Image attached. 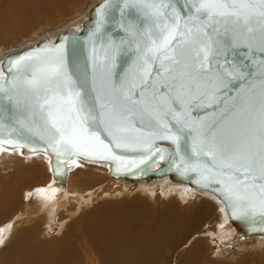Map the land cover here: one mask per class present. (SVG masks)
<instances>
[{
  "label": "snow or ice",
  "instance_id": "6c2138e0",
  "mask_svg": "<svg viewBox=\"0 0 264 264\" xmlns=\"http://www.w3.org/2000/svg\"><path fill=\"white\" fill-rule=\"evenodd\" d=\"M170 2L160 0V4H156L152 0L149 6L153 7L154 15L166 16L165 9ZM191 5L192 15L184 20V30L180 31V15L173 13L172 23L164 25L167 35L160 44L153 40L148 49L153 58L161 60L163 70H158L156 76L163 77L168 73L159 86L155 78H148L152 74L146 72L138 91L133 87L125 93L123 86L119 89L113 86L107 96L102 90L98 91L97 100L103 109L101 117L106 118L102 120L104 130L117 148H142L145 155L141 157V163L152 160L157 153L158 159L163 160L164 150L154 149L156 139H169L175 143L176 137L160 136L156 127L169 128L166 118L171 116L182 127L188 128L193 137L192 153L196 160L186 166L185 171L196 172L198 182L205 185L212 182L222 185L234 218L257 214L264 218V78L259 81L258 92L254 82L248 79L236 97L226 96L225 90L230 83L228 77L242 79L245 74L238 68H231L226 69L225 76L219 68L213 70L207 63L209 47L214 49L217 43L213 33H218L221 27L225 32L241 27L242 32L252 33L256 30L253 27L255 18L260 26V40L264 43V0H191ZM106 7L107 4L101 5L99 11L103 13ZM177 34L182 39L176 40ZM189 41L199 45V51L204 53L202 60L198 54L192 63L186 61L183 46ZM63 49L61 44L19 56L9 63L7 69L11 73L15 66L17 74L7 81H0V92L8 95L9 99L12 97L8 85L14 87L20 73H31V79L24 83L37 97L41 92L52 93L51 96L44 95V103L40 107L60 134L56 143L51 145L58 155L68 152L67 145L78 149L85 139L83 123L95 119L67 74ZM165 60L170 63L164 64ZM261 66L264 67V62ZM160 88L165 91L161 92ZM117 91L124 94L117 96ZM175 106H180L181 111H177ZM188 106L210 107L212 111L206 118L197 119L190 115ZM146 117L150 118L148 126L154 130L143 133L137 128L140 136H128L132 130L130 122L139 120L144 124ZM5 142L14 143L10 138L0 140V143ZM96 143L105 146L98 137Z\"/></svg>",
  "mask_w": 264,
  "mask_h": 264
},
{
  "label": "bare ground",
  "instance_id": "6f19581e",
  "mask_svg": "<svg viewBox=\"0 0 264 264\" xmlns=\"http://www.w3.org/2000/svg\"><path fill=\"white\" fill-rule=\"evenodd\" d=\"M30 1L40 11L30 21L25 20L29 6L25 10L20 9L22 4L18 9L14 6V12L8 6L10 15L0 12V40L14 39L40 21L57 25L56 16L78 0ZM47 3L50 8H44ZM90 9L83 19L51 37L1 55L0 75L6 55L41 40L53 41L66 31L77 33ZM49 161L46 154L22 155L18 149L0 146V264H161L164 258L165 264H209L210 249L222 252L225 244L236 242L251 243L240 248L242 254L264 251V236H239L223 203L207 192L168 176L147 182L112 179L108 163L81 159H71L65 179L56 181ZM3 175L10 178L5 180ZM132 193L136 197L118 200ZM157 199L166 203L165 210L152 218L148 206L156 205ZM66 212L68 218H63ZM77 213L75 231L71 219Z\"/></svg>",
  "mask_w": 264,
  "mask_h": 264
},
{
  "label": "water",
  "instance_id": "95a60500",
  "mask_svg": "<svg viewBox=\"0 0 264 264\" xmlns=\"http://www.w3.org/2000/svg\"><path fill=\"white\" fill-rule=\"evenodd\" d=\"M151 3L152 0H145L143 3L141 0H102L90 9L87 19L83 21L77 33L66 31L58 34L53 41L41 40L33 47L6 55L1 62L0 81H7L12 75L17 74L15 66L11 73L7 69L9 63L19 56L29 51L47 47L55 48L62 44L67 74L75 89L80 91L84 104L95 119L83 123L85 139L78 149L67 145L68 152L58 155L51 145L56 143L60 134L52 127L47 120V113L40 107L44 103V95L51 96L52 93L41 92L40 97H37L24 83L26 79H31V73H20L17 84L14 87L8 85L11 89V99L0 92V125H2L0 140L10 138L14 141L11 145L6 142L0 143V146L18 149L22 155L35 153L49 155L52 176L56 181L65 179L71 159L108 163L109 176L126 182H147L154 178L168 176L171 181L187 184L194 190L207 192L221 201L228 219L239 236H264V231L261 230L264 229V218L259 214L234 218L230 214L229 202L225 198L222 185L214 182L205 185L198 182L199 177L196 172L185 171V167L196 160L192 153L193 137L189 134V129L182 127L176 119L171 116L166 118L169 123L167 129L156 127L160 136H174L176 142L169 139H156L154 149L164 150V159L159 160V153H157L146 163L140 162L141 157L145 155L142 148L135 150L117 148L111 143L109 133L104 130L105 124L102 120L106 118L101 117L103 109L97 100L98 91L102 90L106 96L112 91L113 86L117 89L123 86L125 93L133 87L138 91L140 81L145 77L146 72L152 74L148 78H155L159 86L168 73H165L163 77L156 76L158 70H163L161 60L153 58L148 49L152 46L153 40L160 44L163 37L167 35L164 25L172 23L173 13L181 17L180 31L184 30V20L192 15L191 0H171L165 9L167 15L160 17L154 15L153 7L149 6ZM155 3L160 4V0H155ZM105 4L107 7L101 13L100 6ZM253 27L256 30L252 33L242 32L241 27L227 32L221 27L218 33H213L217 43L214 49L209 47L207 63L210 68L213 70L219 68L225 76H227L226 69L231 68H238L245 74L242 79L228 77L230 83L225 90L226 96L236 97L248 79L254 82L257 92L259 91V81L264 78V67L261 66L264 62V43L260 40V26L255 18ZM249 37L252 39L250 40ZM175 39L179 40L182 37L177 34ZM183 47L186 61L192 63L198 54L202 60L204 53L199 51V45L195 42L189 41ZM46 55L54 56L55 53H46ZM217 61L219 64L216 63ZM163 63L170 62L165 60ZM160 91L164 92L165 89L160 88ZM123 94L116 92L117 96ZM44 107L47 108L48 105ZM175 107L177 111H181L180 106ZM188 111L193 118L199 119L206 118L212 108L188 106ZM148 119L150 118L146 117L144 124H141L139 120L131 121L132 130L127 135L140 136L141 133L136 131L137 128L143 133L153 131L154 129L148 126ZM93 133L96 135L93 136ZM97 137L104 141L106 147L96 143ZM143 139L151 138L143 137Z\"/></svg>",
  "mask_w": 264,
  "mask_h": 264
},
{
  "label": "rangeland",
  "instance_id": "374dc122",
  "mask_svg": "<svg viewBox=\"0 0 264 264\" xmlns=\"http://www.w3.org/2000/svg\"><path fill=\"white\" fill-rule=\"evenodd\" d=\"M100 1H102V0H78L76 2L75 6L66 8V10L62 14H58L56 16V19H58L60 21L57 25L48 24L47 22L40 21V23H41L40 25L34 27L33 29H29L28 31H26L25 33H23L21 35H16V37L14 36V39H13V37H9V38H7L6 41L0 40V57H2L1 55H3L4 53H10V52L16 51L22 47L32 45L34 42H36L38 39H40L42 37L49 38L53 35V33H57L59 31L64 30L65 27L67 28L68 26L73 25L75 22L79 21L80 19H83V16L85 15V13L88 12V10L91 7L95 6ZM34 3L35 2H31L30 0H0V12L3 11V13H8L10 15L11 11H9V10H12L13 12L16 11L14 9L15 8L14 6L18 5L17 6V9H18L20 7V5L22 4L21 8H20L22 10H25V7L28 8V6H29L30 12H29V9H26L28 12L26 14L27 18L25 17V20L30 21V20H32V16H35L36 11L40 12L38 10V8H33ZM12 4H13V6H12ZM31 4H33V5L31 6ZM50 5L51 4L47 3V4H45L44 8H46V7L50 8L51 7ZM8 6L10 7V9L8 8ZM11 7H13V8H11ZM31 8H32V10H31ZM26 15H24V16H26ZM5 172L8 173V170L6 169ZM40 174L42 176L41 180L42 181L46 180V176L43 175L44 173L41 172ZM3 177L5 180L10 178V177H6L5 175H3ZM99 183H102V181L100 180ZM137 185H139V184H137ZM120 187H123V186H120ZM133 189L131 188V190H133ZM189 192H191V191H189ZM129 196H130L129 194L124 195V198H121L118 200H123V199L127 200V199H132V198L136 197L134 193L131 194V197H129ZM171 202H173V201H171ZM101 204H104V203L100 202L98 205H101ZM108 204L109 203H105L104 205H108ZM153 204H156V205H149L148 206L149 207L148 213H150V217L156 218V216L157 217L160 216V213L165 210L163 206L166 203L162 204L161 200L157 199L156 201L153 202ZM221 210H222V212H224V210L222 208H221ZM180 211L178 213H180ZM67 215H68L67 212L64 213L63 218H68ZM79 217H80L79 213H77V215L75 214V217H73L71 219L72 220L71 225L75 226V228H74L75 231L78 230V225L76 222L79 219ZM5 218H7V217H5ZM1 227L2 226H0V228ZM208 231L214 232V229L209 228ZM226 232H228V230ZM53 238L56 239L55 237H53ZM122 245H124V243ZM246 245L252 246L250 242H249V244H243V245L242 244L239 245V244H237V242L235 244L234 243L225 244V246L222 249V252L219 251L220 249L218 250L217 248L213 249L214 251L212 249H210L206 254L207 255L206 258L209 261V264H264V251L252 250L251 252H246L244 254L239 252L240 248L242 246H246ZM137 248H139V247H137ZM162 254H163V251H162ZM165 254L166 253L164 252L163 255H165ZM186 257H187V254L184 256V259ZM166 260L168 262L169 259L167 258ZM161 264H165V258L163 261L161 260Z\"/></svg>",
  "mask_w": 264,
  "mask_h": 264
}]
</instances>
